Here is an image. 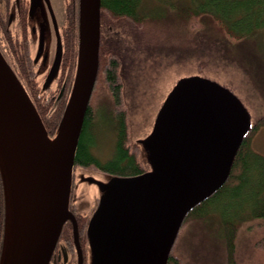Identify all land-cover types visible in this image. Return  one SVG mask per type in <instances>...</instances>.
Here are the masks:
<instances>
[{
    "label": "water",
    "instance_id": "obj_1",
    "mask_svg": "<svg viewBox=\"0 0 264 264\" xmlns=\"http://www.w3.org/2000/svg\"><path fill=\"white\" fill-rule=\"evenodd\" d=\"M101 1L79 0L76 71L54 137L0 50L5 210L0 264H50L67 221L73 223L78 264H84L70 201L75 159L99 71ZM43 5L56 40L44 91L60 73L64 50L53 0H31V38L38 32V44L32 45L34 65L40 56L44 61L48 56V62L36 68V77L45 75L50 61L52 35ZM63 94L64 87L59 101ZM253 127L251 114L229 88L196 75L179 79L151 132L137 143L150 169L131 177L108 174L106 182L89 179L100 192L88 226L89 264H169L186 217L226 184Z\"/></svg>",
    "mask_w": 264,
    "mask_h": 264
},
{
    "label": "rangeland",
    "instance_id": "obj_2",
    "mask_svg": "<svg viewBox=\"0 0 264 264\" xmlns=\"http://www.w3.org/2000/svg\"><path fill=\"white\" fill-rule=\"evenodd\" d=\"M182 1L184 0H146L145 3L150 7L147 12L151 16H166L161 18L162 24L156 21V17L155 20L150 18L141 29L133 22L122 20L118 22V31L115 29L116 31L112 32L116 40L114 44L119 45L122 55L123 110L126 116L128 145L137 146L136 143L148 136L161 105L176 82L181 78L196 75L218 82L240 98L251 114L252 124L257 128L249 137V145L253 151L264 155V123L259 125L257 122L264 117V29L250 42L231 40L220 29L210 31L208 25L204 24L208 20L206 16L193 19L192 12L187 13L189 9ZM71 3L72 0H53V10L62 31L69 25L68 10L73 8ZM41 10L52 37L49 47L50 61L44 70V79H37L39 88L52 66L56 48L47 7L43 5ZM137 30L140 33L136 32ZM11 33L13 37L10 40L8 35L10 41L7 37L2 51L8 62L17 67L13 64V52L17 51L21 56L27 55L26 46L29 42L24 26L18 29L16 27ZM150 33L152 43L143 39ZM155 33L158 34V39L162 35H172L169 41L173 39L174 49L164 48L166 44L158 40ZM150 40L147 38V41ZM12 45L15 47L13 52L10 49ZM45 47L44 52H47L48 46ZM31 51L29 57L32 60L35 53ZM75 66L72 67L69 62L67 66L62 63L60 78L58 80L57 77L52 85L57 81L58 84L41 96V103L48 107L46 116L58 110L64 103L61 114L63 115L75 76ZM100 81L91 102L95 118L91 135L96 142L94 155L102 161H107L114 155L116 139L113 131L108 129V123L99 115L106 112L108 116L114 117L118 114L110 90L102 80ZM63 87V98L59 101L58 96ZM40 101H37L38 104ZM46 130L51 137L57 133V129L54 132H49L47 128ZM140 151L139 148L136 153ZM147 165L146 172L150 169V165ZM82 169L76 170L75 189H78L77 194L82 195L83 204L88 207L95 201L94 198L100 195L99 188L90 180L106 182L109 177L94 167ZM220 202L207 207L208 215L204 220L190 219L183 225L172 252V256L180 264H229L221 219L236 212L244 200L226 198ZM233 222L238 228L235 234V263L264 264V220L254 218L240 223L239 217H234ZM70 231L73 238V231Z\"/></svg>",
    "mask_w": 264,
    "mask_h": 264
},
{
    "label": "trees",
    "instance_id": "obj_3",
    "mask_svg": "<svg viewBox=\"0 0 264 264\" xmlns=\"http://www.w3.org/2000/svg\"><path fill=\"white\" fill-rule=\"evenodd\" d=\"M145 2L146 0H102L99 71L95 91L98 83L102 80V83L110 90L116 103L118 116L111 117L108 116L106 112L99 115L103 116L109 125L108 129L115 134V151L113 157L107 161L100 160L93 153L96 142H94V137L91 135V131L95 126L91 99L75 159L76 168L94 167L96 170L103 173L121 177L137 176L143 174L147 170L148 165L145 160L142 159L141 151L136 153L139 147L128 145L126 116L123 110L124 85L121 72L122 55L119 52V45L114 44L116 40H114L115 37L112 34L113 31H118V22L122 20L133 22L136 26L141 27V29H143L142 26L146 25L150 18H154L155 20L156 17V21L162 24L161 18L166 16H151L150 13L147 12V9H150V7ZM182 3L189 9L188 12L186 11L187 13L192 12L193 19H202L203 16H206L208 20L204 22V24L208 25L210 31L213 32L215 29H220L234 41L246 42L249 40L250 42L260 30L264 29V0H184ZM68 11L69 25L67 24V27L62 32L64 50L63 65L67 66L69 62V65L74 67L78 45V14L76 13L74 15L72 9ZM136 32L140 33L138 30ZM149 35H151V33L148 34V36H144L143 39H145L146 42L152 43ZM157 36L158 34L156 38ZM172 37V35H162L157 39L166 44L164 48L171 50L174 49L173 46H175L173 45V39L169 41ZM147 38L150 41H147ZM11 39L10 37V40ZM14 48L15 47L12 45L10 48L12 52ZM29 53L30 49L27 43V55L21 56V54H17V51L13 52V64L17 65V67L9 64L32 98L46 128L49 132H54L58 128L62 116L61 114L64 109V103L61 104L58 110L46 116L48 107H45L40 101L43 92H41V87L39 88L37 86L39 82ZM38 100L40 101L39 104L37 102ZM257 122L259 125L264 123V117ZM111 125L113 128H110ZM255 127L254 125L252 131L244 140L226 184L208 200L195 207L184 221L185 224L190 219L204 220L208 215L207 207L215 202L221 203L220 201L223 202L226 198H239L240 200H244L236 212L229 216H224L223 220L221 219L224 230L222 236L225 239L229 264H236L234 252L236 249L235 234L238 228H236L233 218L239 217L240 223L250 221L254 218L264 220V155L256 153L249 145V137L252 132L257 129ZM0 191L3 201L1 188ZM63 234L65 238L71 242V231H67L65 228V230L63 229ZM1 245L0 242V251ZM170 264L180 263L176 258L171 256Z\"/></svg>",
    "mask_w": 264,
    "mask_h": 264
},
{
    "label": "flooded vegetation",
    "instance_id": "obj_4",
    "mask_svg": "<svg viewBox=\"0 0 264 264\" xmlns=\"http://www.w3.org/2000/svg\"><path fill=\"white\" fill-rule=\"evenodd\" d=\"M30 6H31V0H18V1L17 0H0V50L2 53H3L2 47L3 45H5L7 36L10 35V37H13V33H11V31H14L16 27L18 29L24 26V32L27 33L28 42H29L28 46H29L30 51L32 50L33 44L35 43L38 44V39H37L38 32L37 31L35 32V36L31 38L33 27L31 25L30 18H29ZM71 6L73 7L72 8L73 14L74 15L76 13L78 14L79 0H72ZM60 32H61V38H62L63 31H62L61 26H60ZM31 52L33 53V51ZM34 59H35V56L34 57L32 56V62H33L34 70H35L36 68L38 69L41 67L42 62L46 63V61L48 60V56L47 58H45L46 61H44V58L41 59V56H40V58L37 60L36 65H34ZM60 72H61V69H60ZM59 78H60V73L58 75V80ZM42 79H44V76L42 77ZM55 84H58V81ZM54 85H52L51 88H53ZM51 88L47 89L43 93V95L47 93L49 90H51ZM0 185H1L0 188L2 190V195H3V187L1 183V178H0ZM78 198L79 199L77 200L74 192L72 191L70 210L76 216L79 236H80V244L82 247V252L84 254V264H89L88 226H89L90 219L96 210L98 201L95 200L94 206L92 205L91 207L89 206L86 207L83 204L82 195L79 196ZM1 201L2 199H1V191H0V242L2 244L3 234H4V214H5L4 195H3V201L2 202ZM65 228L67 231L72 230L74 232L72 221H67L63 229L65 230ZM73 241H74L73 238L71 239V242L68 241V239L65 238L63 231H62V234L60 235L59 241L54 250L50 264H78L77 253L76 255H74V252H77V250L74 249L75 245ZM171 256H172V252L169 258V264L171 262ZM0 257H1V251H0Z\"/></svg>",
    "mask_w": 264,
    "mask_h": 264
}]
</instances>
